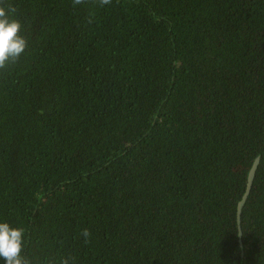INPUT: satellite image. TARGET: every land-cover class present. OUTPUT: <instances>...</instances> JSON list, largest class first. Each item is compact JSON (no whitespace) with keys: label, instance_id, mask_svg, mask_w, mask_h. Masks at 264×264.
Returning a JSON list of instances; mask_svg holds the SVG:
<instances>
[{"label":"trees","instance_id":"1","mask_svg":"<svg viewBox=\"0 0 264 264\" xmlns=\"http://www.w3.org/2000/svg\"><path fill=\"white\" fill-rule=\"evenodd\" d=\"M0 3L28 40L0 218L33 264H264V0Z\"/></svg>","mask_w":264,"mask_h":264},{"label":"clouds","instance_id":"2","mask_svg":"<svg viewBox=\"0 0 264 264\" xmlns=\"http://www.w3.org/2000/svg\"><path fill=\"white\" fill-rule=\"evenodd\" d=\"M14 13L15 9L11 6L0 3V67L19 59L28 48V40L22 35L23 25ZM82 235L87 239L88 230L84 229ZM26 244L25 229L0 218V264H33L24 253ZM60 264L71 262L69 258H64Z\"/></svg>","mask_w":264,"mask_h":264},{"label":"water","instance_id":"3","mask_svg":"<svg viewBox=\"0 0 264 264\" xmlns=\"http://www.w3.org/2000/svg\"><path fill=\"white\" fill-rule=\"evenodd\" d=\"M255 167H256V164L254 165V168H253V170H252L251 173H250L249 184H248V186H247L246 192H245V194H244V196H243L241 202H240L239 205H238V215H239V216L241 215L242 209H243V207H244V205H245V203H246V201H247V199H248V197H249V194H250V192H251V187H252V181H253V176H254V169H255Z\"/></svg>","mask_w":264,"mask_h":264}]
</instances>
